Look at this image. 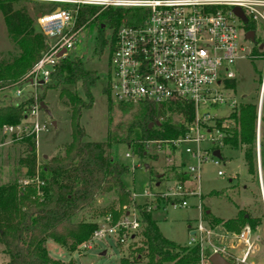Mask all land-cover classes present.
<instances>
[{
    "label": "trees",
    "instance_id": "obj_1",
    "mask_svg": "<svg viewBox=\"0 0 264 264\" xmlns=\"http://www.w3.org/2000/svg\"><path fill=\"white\" fill-rule=\"evenodd\" d=\"M26 3L0 0V11L9 39L14 44V51L0 58V90L16 86L48 49L45 36L36 24L38 11L32 15ZM38 8L44 9L42 6ZM131 14L132 11L119 9L100 11L84 7L77 23L79 28L97 25L94 53L101 56L105 49H112V44L106 38L107 31L111 30L112 36H116L124 25L123 20ZM248 28L255 30L256 26L251 23ZM255 42L264 44V40L258 38ZM253 51L256 55H264L257 49ZM102 78L107 80L102 88L108 95V111L111 112L114 104L108 86L109 76L89 69L85 61L70 53L56 64L50 82L38 87L41 102H44L48 90H60V97L67 101L66 105L71 106L72 140L63 157L48 159L44 156L42 163H39L35 138L21 139L24 155L18 166L11 169L13 179L0 185V244L4 248L3 254L9 258L8 264H62L49 255L47 243L52 241L70 253L77 251L89 241L99 225L75 222L73 218L97 198L111 193L115 194L120 205H132L139 212L147 264H199L203 254L201 246H181L162 234L157 221L152 219L151 209L146 204L137 206L124 183V176L130 172V167L112 154L113 146L124 144L134 156L147 157L149 143L167 145L171 140L184 138L187 125L195 120L194 105L186 101L169 104L151 101L135 105L118 102V108L124 114H130V118L120 122L114 129L109 128L106 141H88L80 120L83 110L93 107L92 91ZM77 86L84 96H81ZM229 87L235 90L234 80L229 83ZM33 102V97L13 98L10 104L0 107V127L4 124H19ZM239 109L238 114L230 116L231 121L236 122V127L231 133L226 132L223 147H244L249 174L257 176L258 105L245 103ZM173 116L182 121H175ZM261 116L260 149L264 176V110ZM216 126L222 128L221 119H218ZM149 169L151 181L160 183L164 180L165 174L158 173L154 168ZM22 175L27 179L38 178V182L21 184ZM175 177L176 182L185 183L190 176L182 169L175 173ZM215 195L220 197L224 192ZM208 210H204L207 218L210 216ZM212 221L217 225L222 223L226 231L237 235L244 227L254 230L261 223L260 218H252L244 213L237 214L236 219L224 221L215 218ZM120 264L133 262L123 259Z\"/></svg>",
    "mask_w": 264,
    "mask_h": 264
},
{
    "label": "built area",
    "instance_id": "obj_2",
    "mask_svg": "<svg viewBox=\"0 0 264 264\" xmlns=\"http://www.w3.org/2000/svg\"><path fill=\"white\" fill-rule=\"evenodd\" d=\"M19 1L34 2L44 8L37 13L36 22L45 36L48 49L16 86L0 90V93L14 90V99L34 98L19 124L0 127V139L20 142L25 137H34L38 143L37 137L48 131L49 124L43 120L45 112L40 107L38 87L50 82L56 64L76 46L78 36L86 26L79 28L77 23L82 8L132 11L123 20L124 25L116 36L109 38L112 49L109 50L108 86L116 103L135 105L151 101L158 104L186 101L194 105L195 120L187 125L186 136L167 142L176 147L188 143L196 145L195 149H185L194 162L186 170L190 177L185 183L175 182L162 194L173 201L182 200L173 203L174 207L187 208L189 202L184 197L196 194L190 178H199L201 167L206 162L212 161L216 167L220 164L214 152L223 147L227 134L225 127L216 126L222 116L212 115L211 110L226 107L234 112L241 105L235 98V90L229 87V83L236 79L231 66L238 59L262 56L264 60V55H256L253 48L247 51L246 46L250 43L264 53L261 52L264 51V44L247 39L248 31L252 30L248 26L253 23L256 26L252 30L255 40H264L258 34L264 29V0ZM236 7L241 9L245 19L234 12ZM63 51L66 53L60 55ZM260 83L259 120L264 103V70ZM203 143L209 146L205 148ZM127 156L134 157L130 153ZM223 175L224 171L220 169L218 176ZM35 181L38 182V178H28L22 183L28 185ZM146 196L153 197L148 192ZM103 220L81 249L93 248L97 242L110 237L115 238L118 245L127 244L136 239L142 228V219L135 208L119 219L108 213ZM189 228L192 234L189 245L199 244L202 248L200 239L209 231L202 222L195 229ZM242 232L240 237L247 241L251 233L249 227Z\"/></svg>",
    "mask_w": 264,
    "mask_h": 264
},
{
    "label": "rangeland",
    "instance_id": "obj_3",
    "mask_svg": "<svg viewBox=\"0 0 264 264\" xmlns=\"http://www.w3.org/2000/svg\"><path fill=\"white\" fill-rule=\"evenodd\" d=\"M26 5L32 15L37 11H43L38 8L40 5L34 2H27ZM258 34L264 39V29ZM111 35L112 31L108 30L106 38L109 39ZM97 37V25H86L79 34L78 42L70 54L85 61L89 69L108 76L109 50L105 49L101 56L94 53ZM246 46L247 51L251 48L256 49L250 43ZM12 51H14V44L9 39L7 26L0 11V58L7 57L8 53ZM261 57L238 59L231 66L232 71L236 73L235 98L240 101V104L252 102L258 105L259 103L260 77L264 70V60ZM106 81L102 78L97 87L93 89V107L82 112L80 122L85 127L86 140L88 141H106L109 128L114 129L120 122L130 118V114H124L118 108L112 93L110 96L114 108L111 112L108 111V95L103 92L102 88ZM77 88L79 89V86ZM79 92L81 96H84L80 89ZM14 93V90L0 93V107L10 104ZM66 102L60 97V90L46 92L44 103L51 112V116L44 113L43 120L49 124V129L37 137L36 155L39 163H42L44 155L48 159L54 158V156L63 157L65 149L72 140L71 106L66 105ZM239 110L238 108L231 112L229 108L223 107L211 110V114L216 117L222 116L221 121L222 126L226 128L225 133H231V130L236 127V122L231 121L230 116L234 113L238 114ZM263 110L264 103L262 112ZM173 119L178 122L182 121L176 116H173ZM53 121L57 123L56 127L53 125ZM208 146L209 144L203 143V147ZM186 147L195 149L196 145L188 143L176 147L175 145L152 142L148 144L147 157L136 155L128 158L127 154L133 155V153L128 146L120 144L112 147V154L117 160L130 167V172L124 176L125 185L131 191L137 206L146 204L151 207L152 219L157 221L160 231L166 238L181 246H189V241L192 238L189 226L195 229L202 222L203 227L209 233L205 232L200 239L203 261L199 264H210L208 258L216 252L223 255L232 264H264V199H262L264 192H262L259 178L258 157V175H250L244 158L245 148L222 147L223 159L217 158L218 161L220 160L218 167L213 165L212 161L206 162L201 167L199 178H190L191 187L196 194L184 197V200L189 202V206L187 208L174 207L173 203H179L182 200L173 201L162 194L174 186L175 173L182 169L183 171L188 170V167L194 163L190 155L185 152ZM24 150L25 148L20 142H14L8 138L0 139V185L13 179V175L10 173L11 169L18 166L24 155ZM149 168H154L158 173L165 174L164 180L160 183L151 181ZM220 169L224 171L223 176H218ZM262 177L264 182L263 170ZM25 179L27 178L22 175L20 183L22 184ZM147 192L153 197L146 198ZM220 192H224V195L217 197L215 194ZM133 208L132 205H120L118 198L111 193L97 198L91 206L78 213L73 221L93 222L101 225L106 214L112 212L116 219H119L125 212L133 211ZM205 208L210 211L209 218L204 215ZM239 213L261 220L260 225L254 230L249 228L251 233L247 236V241L240 237L246 227L241 229V233L237 235L226 231L222 223L217 225L212 221L215 218L224 221L236 219ZM141 232L142 230L136 234L137 237L134 241L127 244L118 245L115 238L110 237L97 242V246L90 249L84 250L80 246L73 253L52 241L48 242L46 246L52 258L56 261L60 260L62 264H120L123 259H129L133 264H147V252ZM3 249L0 244V264H8L9 258L3 254ZM247 252H249L248 257L245 262H242ZM208 254L210 255L208 256Z\"/></svg>",
    "mask_w": 264,
    "mask_h": 264
},
{
    "label": "water",
    "instance_id": "obj_4",
    "mask_svg": "<svg viewBox=\"0 0 264 264\" xmlns=\"http://www.w3.org/2000/svg\"><path fill=\"white\" fill-rule=\"evenodd\" d=\"M234 12L242 19L244 18V15L241 11V9L239 7L234 8ZM38 17H40V15H38ZM250 39L252 42L255 41V34L254 31L250 30L247 33V39ZM66 53V51L61 52L60 55ZM40 107H42V109L44 110V112L50 117L51 116V112L48 110L47 106L45 105L44 102H41ZM53 125L56 127L57 123L55 121L52 122ZM260 125H261V119L259 120L258 123V142H257V149H258V166H259V178H260V182H261V187H262V192H264V182H263V177H262V166H261V149H260ZM152 127V125H151ZM214 155L219 159L222 157L221 155V151L220 150H216L214 152ZM45 158H47V156H45ZM26 171V169H25ZM262 199H264V193L262 196ZM210 212V211H208ZM208 261L210 262V264H232L230 263L223 255H221L220 253L216 252L214 254H212L209 258Z\"/></svg>",
    "mask_w": 264,
    "mask_h": 264
},
{
    "label": "crops",
    "instance_id": "obj_5",
    "mask_svg": "<svg viewBox=\"0 0 264 264\" xmlns=\"http://www.w3.org/2000/svg\"><path fill=\"white\" fill-rule=\"evenodd\" d=\"M220 151H221V149H220ZM221 155H222V151H221ZM44 156H46V155H44ZM44 156H43V157H44ZM221 158H222V157H221ZM222 159H223V158H222ZM189 227H190V226H189ZM49 255H50V254H49ZM51 257H52V256H51Z\"/></svg>",
    "mask_w": 264,
    "mask_h": 264
}]
</instances>
